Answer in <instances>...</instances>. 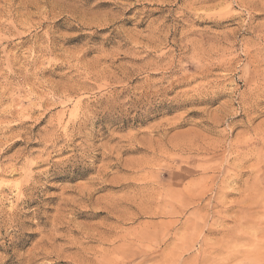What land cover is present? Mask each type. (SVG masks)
<instances>
[{
  "label": "rangeland",
  "instance_id": "374dc122",
  "mask_svg": "<svg viewBox=\"0 0 264 264\" xmlns=\"http://www.w3.org/2000/svg\"><path fill=\"white\" fill-rule=\"evenodd\" d=\"M263 195L264 0H0V264H264Z\"/></svg>",
  "mask_w": 264,
  "mask_h": 264
},
{
  "label": "bare ground",
  "instance_id": "6f19581e",
  "mask_svg": "<svg viewBox=\"0 0 264 264\" xmlns=\"http://www.w3.org/2000/svg\"><path fill=\"white\" fill-rule=\"evenodd\" d=\"M260 135H261V134H260ZM262 136H263V135H262ZM262 136H261V137H262ZM259 138H260V137H259ZM239 154H240V153H239ZM211 164H212V163H211ZM220 167H221V165H220ZM238 167H239V166H238ZM219 169H220V168H219ZM216 171H217V170H216ZM241 173H242V172H241ZM241 173H239V175H236V178H240V177H241V176H240ZM242 175H243V174H242ZM233 178H234V177H233ZM257 185H258V184H257ZM257 185H255V186H257ZM259 186H260V185H259ZM257 188H258V187H257ZM260 188H262V187H260ZM262 190H263V189H262ZM256 191H258V189H257ZM256 191H255V192H256ZM181 192H182V191H180L179 193H181ZM204 192H205V191H198V192L195 193V195L203 194ZM174 193H175V192H174ZM179 193H178V194H179ZM175 194H176V193H175ZM255 194H257V193H255ZM263 196H264V195H263ZM254 201H255V200H254ZM254 203H255V202H254ZM248 215H250V214H248ZM252 218H253V217H252ZM249 219H251L250 216H249ZM249 221H250V220H249ZM253 221H254V220L252 219V223H253ZM246 222H248V220H247ZM255 223H256V222H255ZM257 223H258V222H257ZM230 232H231V231H230ZM227 234H228V233H227ZM231 234H233V235H231V236H237V235L240 234V232H238V231H234V232H232ZM228 236H230V235L228 234ZM239 236H241V235H239ZM239 236H238L237 238H239ZM242 237H243V236H242ZM233 239H234V238H233ZM235 239H236V238H235ZM257 245H259V244H257ZM259 246H260V245H259ZM263 246H264V245H263ZM219 247H220V246H219ZM219 247H218V248H219ZM220 248H221V247H220ZM220 248H219V249H220ZM259 248L262 249L261 246H260ZM263 248H264V247H263ZM219 249H218V250H219ZM258 251H260V250H258V248H257V249H256V253H257ZM235 252H236V251H235ZM235 252H234V253H235ZM260 252H261V251H260ZM245 253H246V252H245ZM250 253H251V251H250ZM250 253H248V254H250ZM254 253H255V252H254ZM256 253H255V255H256ZM251 254H252V253H251ZM261 254H262V253H261ZM232 255H233V254H232ZM246 256H248V255L246 254ZM263 256H264V255H263ZM263 256H262V257H259V260H262V261H263V259H264ZM251 257H252V256H251ZM256 257H257V256H256ZM205 258H207V257H205ZM249 258H250V257H249ZM253 258H255V257H253ZM253 258H252V259H253ZM257 258H258V257H257ZM215 259H216V258H215ZM217 259H218V258H217ZM217 259H216V260H217ZM205 260H206V259H205ZM210 260H211V259H210ZM210 260H209V261H210ZM213 260H214V259H213ZM219 260H220V259H219ZM202 261H204V259H203ZM217 261H218V260H217ZM222 261H223V260H222ZM222 261H221V263H222ZM214 262H215V261H214ZM214 262H213V264H214ZM251 262L254 263L253 260H251ZM202 263L206 264L205 262H202ZM211 263H212V262H211ZM211 263H210V264H211ZM208 264H209V262H208ZM215 264H217V263H215ZM218 264H219V263H218ZM250 264H251V263H250Z\"/></svg>",
  "mask_w": 264,
  "mask_h": 264
}]
</instances>
